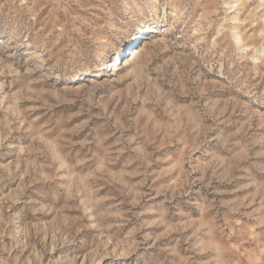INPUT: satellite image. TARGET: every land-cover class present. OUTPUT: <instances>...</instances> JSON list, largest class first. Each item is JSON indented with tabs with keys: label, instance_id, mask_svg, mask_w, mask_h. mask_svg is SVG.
<instances>
[{
	"label": "rangeland",
	"instance_id": "obj_1",
	"mask_svg": "<svg viewBox=\"0 0 264 264\" xmlns=\"http://www.w3.org/2000/svg\"><path fill=\"white\" fill-rule=\"evenodd\" d=\"M0 264H264V0H0Z\"/></svg>",
	"mask_w": 264,
	"mask_h": 264
}]
</instances>
